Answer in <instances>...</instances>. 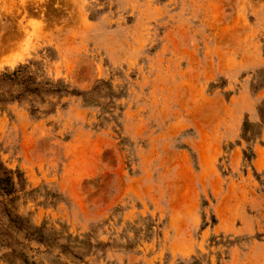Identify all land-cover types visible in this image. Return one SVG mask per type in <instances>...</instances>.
Listing matches in <instances>:
<instances>
[{
	"label": "rangeland",
	"instance_id": "obj_1",
	"mask_svg": "<svg viewBox=\"0 0 264 264\" xmlns=\"http://www.w3.org/2000/svg\"><path fill=\"white\" fill-rule=\"evenodd\" d=\"M0 264H264V0H0Z\"/></svg>",
	"mask_w": 264,
	"mask_h": 264
}]
</instances>
